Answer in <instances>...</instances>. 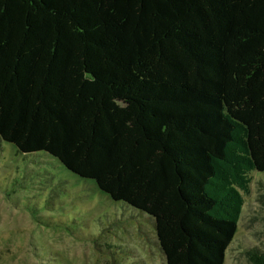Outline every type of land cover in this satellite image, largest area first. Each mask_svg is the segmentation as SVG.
Returning <instances> with one entry per match:
<instances>
[{
  "label": "trees",
  "instance_id": "obj_1",
  "mask_svg": "<svg viewBox=\"0 0 264 264\" xmlns=\"http://www.w3.org/2000/svg\"><path fill=\"white\" fill-rule=\"evenodd\" d=\"M0 140L123 202L165 264H222L264 172V0H0Z\"/></svg>",
  "mask_w": 264,
  "mask_h": 264
},
{
  "label": "rangeland",
  "instance_id": "obj_2",
  "mask_svg": "<svg viewBox=\"0 0 264 264\" xmlns=\"http://www.w3.org/2000/svg\"><path fill=\"white\" fill-rule=\"evenodd\" d=\"M249 176L222 264H249L245 250L263 246L264 172ZM124 205L49 154L0 140V264H102L109 250L120 264H165L153 225Z\"/></svg>",
  "mask_w": 264,
  "mask_h": 264
},
{
  "label": "water",
  "instance_id": "obj_3",
  "mask_svg": "<svg viewBox=\"0 0 264 264\" xmlns=\"http://www.w3.org/2000/svg\"><path fill=\"white\" fill-rule=\"evenodd\" d=\"M161 250V249H160ZM161 252H162V250H161ZM163 253V252H162Z\"/></svg>",
  "mask_w": 264,
  "mask_h": 264
}]
</instances>
